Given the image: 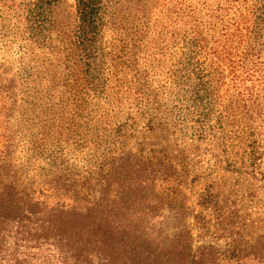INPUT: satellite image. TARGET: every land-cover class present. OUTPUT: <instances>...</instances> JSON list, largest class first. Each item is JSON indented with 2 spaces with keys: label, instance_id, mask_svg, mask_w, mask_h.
I'll return each instance as SVG.
<instances>
[{
  "label": "rangeland",
  "instance_id": "374dc122",
  "mask_svg": "<svg viewBox=\"0 0 264 264\" xmlns=\"http://www.w3.org/2000/svg\"><path fill=\"white\" fill-rule=\"evenodd\" d=\"M19 3L0 0L1 175L59 179L83 194L132 156L153 169L149 200L136 204L153 207L163 239L184 229L192 248L227 254L236 241L255 244L246 261L264 264V11L251 18L248 3L229 0H108L85 80L67 38L73 0L54 6L36 40ZM214 26L228 41L206 63L188 57Z\"/></svg>",
  "mask_w": 264,
  "mask_h": 264
},
{
  "label": "trees",
  "instance_id": "16d2710c",
  "mask_svg": "<svg viewBox=\"0 0 264 264\" xmlns=\"http://www.w3.org/2000/svg\"><path fill=\"white\" fill-rule=\"evenodd\" d=\"M60 1L20 0V6L16 4L31 40L50 31L53 8ZM107 1L73 0L75 15L67 38L77 51L79 73L85 80H90L87 64L94 59L93 50L106 26L103 12ZM229 1L248 3L251 18L264 11V0ZM215 29H206L208 37L192 43L188 57L206 63L216 55L228 40ZM190 72L202 76L200 80L207 75L200 69ZM108 166L107 173L101 172L83 194L59 179L19 180L0 172V264H249L247 259H255V244L248 249L237 247L236 241L227 254L212 246L192 248V235L184 229L176 238L163 239L150 222L153 207L136 204L149 200L153 169L126 154Z\"/></svg>",
  "mask_w": 264,
  "mask_h": 264
}]
</instances>
